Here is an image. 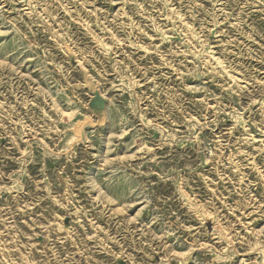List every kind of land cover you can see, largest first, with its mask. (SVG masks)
<instances>
[{
	"label": "rangeland",
	"instance_id": "rangeland-1",
	"mask_svg": "<svg viewBox=\"0 0 264 264\" xmlns=\"http://www.w3.org/2000/svg\"><path fill=\"white\" fill-rule=\"evenodd\" d=\"M0 264H264V0H0Z\"/></svg>",
	"mask_w": 264,
	"mask_h": 264
}]
</instances>
